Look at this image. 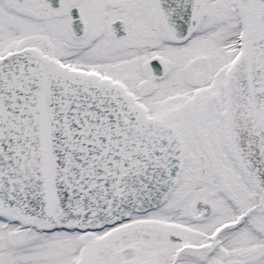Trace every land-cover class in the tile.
<instances>
[{
    "label": "snow or ice",
    "instance_id": "snow-or-ice-1",
    "mask_svg": "<svg viewBox=\"0 0 264 264\" xmlns=\"http://www.w3.org/2000/svg\"><path fill=\"white\" fill-rule=\"evenodd\" d=\"M0 264H264V0H0Z\"/></svg>",
    "mask_w": 264,
    "mask_h": 264
}]
</instances>
